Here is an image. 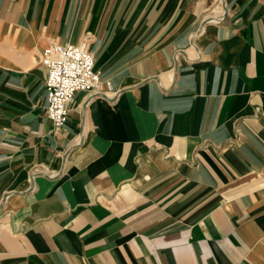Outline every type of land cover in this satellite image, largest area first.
<instances>
[{"label": "crops", "instance_id": "1", "mask_svg": "<svg viewBox=\"0 0 264 264\" xmlns=\"http://www.w3.org/2000/svg\"><path fill=\"white\" fill-rule=\"evenodd\" d=\"M0 264H264V0H0Z\"/></svg>", "mask_w": 264, "mask_h": 264}, {"label": "built area", "instance_id": "2", "mask_svg": "<svg viewBox=\"0 0 264 264\" xmlns=\"http://www.w3.org/2000/svg\"><path fill=\"white\" fill-rule=\"evenodd\" d=\"M41 59L47 67L46 112L57 128L66 125L69 106L78 91L116 93L111 80L101 86L93 53L82 43L50 44Z\"/></svg>", "mask_w": 264, "mask_h": 264}]
</instances>
